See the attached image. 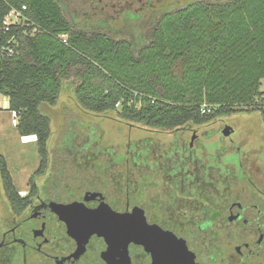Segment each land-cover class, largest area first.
Instances as JSON below:
<instances>
[{"label": "trees", "instance_id": "trees-1", "mask_svg": "<svg viewBox=\"0 0 264 264\" xmlns=\"http://www.w3.org/2000/svg\"><path fill=\"white\" fill-rule=\"evenodd\" d=\"M102 1L100 20L77 24L59 0H0V95L17 114L18 135L35 138L40 164L28 181L32 193L47 170L51 136L50 119L39 107L54 106L70 78L83 110L116 112L120 122L151 129L243 112H259L264 121V0H130L158 14L148 37L138 33L131 42L105 29L124 22L123 0ZM11 11L19 22L6 31ZM204 104L211 107L208 115L201 114ZM0 181L16 210L24 199L2 156Z\"/></svg>", "mask_w": 264, "mask_h": 264}, {"label": "flooded vegetation", "instance_id": "flooded-vegetation-1", "mask_svg": "<svg viewBox=\"0 0 264 264\" xmlns=\"http://www.w3.org/2000/svg\"><path fill=\"white\" fill-rule=\"evenodd\" d=\"M117 122L125 145L96 148L127 150L120 161L92 154L91 181L28 186L16 210L8 203L0 264H264L262 146L246 147L250 135L222 117L173 130ZM136 128L146 136L131 139ZM73 203L93 211L92 231L77 225L71 234L53 210Z\"/></svg>", "mask_w": 264, "mask_h": 264}, {"label": "rangeland", "instance_id": "rangeland-1", "mask_svg": "<svg viewBox=\"0 0 264 264\" xmlns=\"http://www.w3.org/2000/svg\"><path fill=\"white\" fill-rule=\"evenodd\" d=\"M181 2L184 1L181 0ZM59 3L65 17L71 23L83 24L89 22L95 24L102 18L100 9L101 4H103L102 0H59ZM117 11L116 13L113 12L112 16L117 15ZM121 11L122 15L124 13L125 15L124 22L120 26L115 27L105 24L106 30L109 28V30L119 32L109 36L113 39L130 42L134 40V36L138 33L147 38L153 25H155L156 19L154 20V18L158 15L155 10H144L139 1L132 3L130 0H123ZM131 13L138 16L137 20L129 18L128 15ZM107 17L111 18L110 16ZM5 21L8 24H18L19 22L17 16H8ZM112 21L114 20L112 19ZM233 21V23H237L238 19ZM228 22H230V19L225 20L223 26H226ZM75 86L76 80L74 78L63 81L56 104L54 106L42 104L39 107L40 112L50 119L51 136L47 142L48 167L45 174L35 180L38 187L49 181L72 182L76 185L85 181L89 182L95 174V162L92 154L110 155L111 161L117 162L122 159L121 156L127 151L124 149L116 155L113 150L98 151L96 145L104 149L125 145L128 139L127 128L117 122L116 112L97 114L80 108L75 100ZM260 90L264 92V80L261 82ZM222 118L225 122L235 126L237 130H244V134L250 135L246 147L258 144L264 150V121L259 112L236 113ZM15 124L16 116L14 114H0V156L7 163L17 192L20 190L28 192L27 181L38 169L40 157L37 152L35 138L32 136L27 139L20 137ZM130 136L131 139L135 140L143 138L146 134L136 128L131 130ZM134 148L133 145L130 146L131 150ZM105 158L106 160L101 166L103 169H107L110 165L109 157ZM7 206L8 201L0 184L1 214L4 213Z\"/></svg>", "mask_w": 264, "mask_h": 264}, {"label": "water", "instance_id": "water-1", "mask_svg": "<svg viewBox=\"0 0 264 264\" xmlns=\"http://www.w3.org/2000/svg\"><path fill=\"white\" fill-rule=\"evenodd\" d=\"M224 135L228 136L230 135L229 128H226L224 131ZM79 204L73 203L71 205H53V210L55 213H57L59 216H61L63 219H65L68 223L69 231L72 234L74 232L75 226L83 227L84 229L92 231L93 229V221H94V213L93 211H87L79 209ZM74 215H77L75 217ZM138 210L133 211L132 216H137ZM80 223V224H79ZM77 226V227H78ZM132 240L138 242L137 240L140 239V232L139 230H133L131 233Z\"/></svg>", "mask_w": 264, "mask_h": 264}, {"label": "built area", "instance_id": "built-area-1", "mask_svg": "<svg viewBox=\"0 0 264 264\" xmlns=\"http://www.w3.org/2000/svg\"><path fill=\"white\" fill-rule=\"evenodd\" d=\"M8 16H17V17H18V14L15 13L14 11H11V12L9 13ZM8 16H7V17H8ZM7 17H6V18H7ZM6 18H5V20H6ZM4 25H5V27H6L5 30L7 31V30H8V27L11 26V25H14V24H8V22L5 21V22H4ZM60 38L62 39V41H63L64 43L66 42V41H65V36H60ZM9 54H12L11 49H9ZM200 111H201V114H202V115H208V114H210V112H211V107L208 106V105H206V104H204V105L201 106ZM14 115L17 116L16 113H14Z\"/></svg>", "mask_w": 264, "mask_h": 264}, {"label": "crops", "instance_id": "crops-1", "mask_svg": "<svg viewBox=\"0 0 264 264\" xmlns=\"http://www.w3.org/2000/svg\"><path fill=\"white\" fill-rule=\"evenodd\" d=\"M2 113H12V112L8 111V99L5 96H0V114H2ZM12 114H14V113H12ZM16 122H17V119H16ZM15 127H16V124H15ZM0 184H1V181H0ZM18 192H19L20 196H24L27 193L25 190H20Z\"/></svg>", "mask_w": 264, "mask_h": 264}]
</instances>
